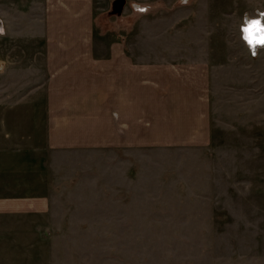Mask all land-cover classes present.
<instances>
[{"label":"rangeland","instance_id":"rangeland-1","mask_svg":"<svg viewBox=\"0 0 264 264\" xmlns=\"http://www.w3.org/2000/svg\"><path fill=\"white\" fill-rule=\"evenodd\" d=\"M92 1L95 55L121 37L136 59L189 65V114L141 146L54 152L49 210L0 215V264H264V46L243 31L264 0ZM37 3L0 0V150L27 148L43 115Z\"/></svg>","mask_w":264,"mask_h":264},{"label":"crops","instance_id":"crops-1","mask_svg":"<svg viewBox=\"0 0 264 264\" xmlns=\"http://www.w3.org/2000/svg\"><path fill=\"white\" fill-rule=\"evenodd\" d=\"M31 11L26 20L29 24L39 17L36 33L44 36L47 59L39 72L42 78L28 92L40 94L45 89L46 102L41 121L30 126L28 147L0 150L1 216H33L49 210L55 194L51 188L58 185L46 174L54 152L141 146L145 144L141 137L149 140L145 137L150 132L171 131L175 117L183 120L189 114L182 113L190 98L189 65L136 59L121 37L108 43L103 55H95L92 0H44ZM36 11H43L42 17L38 13L33 17ZM199 76L204 79V66ZM205 114L195 113L202 121L193 130L204 126ZM82 175L88 178L87 188L94 184L92 170Z\"/></svg>","mask_w":264,"mask_h":264},{"label":"snow or ice","instance_id":"snow-or-ice-1","mask_svg":"<svg viewBox=\"0 0 264 264\" xmlns=\"http://www.w3.org/2000/svg\"><path fill=\"white\" fill-rule=\"evenodd\" d=\"M245 33V40L250 46H264V23L260 20H253L249 22L248 27L243 29Z\"/></svg>","mask_w":264,"mask_h":264},{"label":"bare ground","instance_id":"bare-ground-1","mask_svg":"<svg viewBox=\"0 0 264 264\" xmlns=\"http://www.w3.org/2000/svg\"><path fill=\"white\" fill-rule=\"evenodd\" d=\"M117 8H120L121 7V4H117V6H116ZM252 21V20H251ZM250 22V21H249ZM249 22L247 23V25H246V27H248V25H249ZM245 28V27H244ZM244 36H245V33H244Z\"/></svg>","mask_w":264,"mask_h":264},{"label":"clouds","instance_id":"clouds-1","mask_svg":"<svg viewBox=\"0 0 264 264\" xmlns=\"http://www.w3.org/2000/svg\"><path fill=\"white\" fill-rule=\"evenodd\" d=\"M185 2H186V0H185ZM256 53L255 52H253V55H255Z\"/></svg>","mask_w":264,"mask_h":264}]
</instances>
